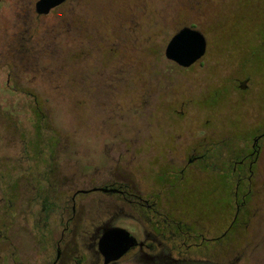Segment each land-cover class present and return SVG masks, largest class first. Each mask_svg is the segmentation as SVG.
I'll use <instances>...</instances> for the list:
<instances>
[{
    "label": "rangeland",
    "instance_id": "obj_1",
    "mask_svg": "<svg viewBox=\"0 0 264 264\" xmlns=\"http://www.w3.org/2000/svg\"><path fill=\"white\" fill-rule=\"evenodd\" d=\"M35 2H0L2 238L9 178L18 187L13 230L29 237V218L20 215L36 210L33 193L25 192L31 190L28 175L42 190L52 171L57 177L49 181L59 193L84 186L93 174L113 179L139 171L137 179L148 175L157 186L162 181L152 166L165 170L179 145L177 157L201 141L212 159L216 139L231 133L237 160L253 128L264 126V0H68L46 17L35 16ZM183 27L206 43L203 57L186 69L164 57ZM246 77L248 90H235L234 81ZM87 90L91 97L84 96ZM261 155L264 171V149ZM201 173L187 176L172 198L190 217L222 230L230 214L229 173ZM253 185L252 202L260 205L248 215L247 230L235 232L229 251L249 253L248 264H264V173H255ZM239 186L240 198L245 181ZM203 250L200 256L210 260Z\"/></svg>",
    "mask_w": 264,
    "mask_h": 264
},
{
    "label": "flooded vegetation",
    "instance_id": "obj_2",
    "mask_svg": "<svg viewBox=\"0 0 264 264\" xmlns=\"http://www.w3.org/2000/svg\"><path fill=\"white\" fill-rule=\"evenodd\" d=\"M67 1L46 15L36 14L35 2L33 12L36 17H46ZM248 81V77L236 79L234 89L246 92ZM85 93L84 96L91 97L90 90ZM252 131L246 149L239 153L237 160H232L230 150L235 149L230 143L231 133L216 139L212 159L202 153L201 141L191 142V147L177 157L176 151L183 148V144L179 145L166 158L165 170L157 172L152 166L153 172L160 173L162 184L157 186L148 175L137 179L139 171L123 173L126 178L122 174L113 179L93 174L84 186H71L66 192L59 193L60 186L49 181L56 176L52 171H49L51 174L46 177V186L42 190L33 187L28 175L31 190L25 192L33 193L30 204L36 210L29 213L25 210L20 215L27 214L29 218V237L15 235L13 230L17 215L13 207L17 198L14 193H18V187L9 178L10 184L5 185L2 198L4 235L3 238L0 235V246L4 247L0 264H220L219 253H223L222 264H225V258H229L228 264H241L244 260L248 264L251 261L249 253H231L229 249L233 247L235 232L247 230L248 215L260 205L253 203L252 199L255 173H264L259 166L264 149V126L254 127ZM201 172L213 177L217 173H229L227 182L232 185L228 189L226 211L230 214L222 230L219 223L203 224L198 217H190L172 198L177 194V186L187 176L198 178L203 174ZM168 178L173 179L172 183H168ZM243 180L245 192L239 198V184ZM167 188L172 191L169 196L164 192ZM117 229L127 232L132 243L121 257L113 259L112 250L103 254L100 245L108 236H115ZM222 239H227V243L220 245ZM204 243L209 246L201 250L210 260L200 256V247ZM250 244L255 248L258 246L255 241ZM31 246L32 253L28 254Z\"/></svg>",
    "mask_w": 264,
    "mask_h": 264
},
{
    "label": "water",
    "instance_id": "obj_3",
    "mask_svg": "<svg viewBox=\"0 0 264 264\" xmlns=\"http://www.w3.org/2000/svg\"><path fill=\"white\" fill-rule=\"evenodd\" d=\"M65 0H38L35 4L37 15H46L48 12L62 4ZM206 43L203 36L189 27L178 30L167 42L164 57L180 68L186 69L198 62L204 55ZM115 236H108L102 241L100 250H112L113 259L121 257L132 243L128 233L122 229L115 230Z\"/></svg>",
    "mask_w": 264,
    "mask_h": 264
}]
</instances>
